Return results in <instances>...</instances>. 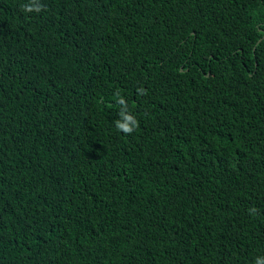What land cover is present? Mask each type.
<instances>
[{"label": "trees", "instance_id": "trees-1", "mask_svg": "<svg viewBox=\"0 0 264 264\" xmlns=\"http://www.w3.org/2000/svg\"><path fill=\"white\" fill-rule=\"evenodd\" d=\"M0 264H264V0H0Z\"/></svg>", "mask_w": 264, "mask_h": 264}, {"label": "clouds", "instance_id": "clouds-1", "mask_svg": "<svg viewBox=\"0 0 264 264\" xmlns=\"http://www.w3.org/2000/svg\"><path fill=\"white\" fill-rule=\"evenodd\" d=\"M26 11H32V8L25 6ZM127 119L133 121L132 126H128V124L121 123L120 121H116V127L119 131L125 133V134H130L137 126L138 122L134 117H128Z\"/></svg>", "mask_w": 264, "mask_h": 264}]
</instances>
